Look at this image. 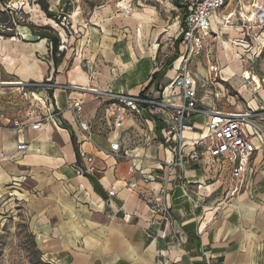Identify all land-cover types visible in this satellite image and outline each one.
<instances>
[{"label":"crops","instance_id":"0c3cea01","mask_svg":"<svg viewBox=\"0 0 264 264\" xmlns=\"http://www.w3.org/2000/svg\"><path fill=\"white\" fill-rule=\"evenodd\" d=\"M39 1L30 13L34 24L26 26L30 39L21 33L24 46L17 49L15 39L0 48V75L16 82L0 87V215L22 210L48 264H264V149L253 154L246 186L234 195L230 169L193 142L207 130V116L204 123L195 121L204 115L194 117L185 134V152L198 151L199 162L169 168L177 151L165 119L124 109L115 127V108L104 95H175L169 86L185 51L183 0H73L66 9L71 27L60 26L64 34ZM41 1L54 14L66 4ZM218 24H211L210 45ZM42 28L63 49L53 52ZM161 29L174 32L169 37ZM197 62L189 70L204 108H264L262 83L254 95L240 90L233 73L211 82ZM45 80L53 87L25 86ZM81 123L90 126L91 140ZM112 143H120L123 157L108 153ZM12 183L19 188L10 198L5 188ZM155 206L167 216L154 213Z\"/></svg>","mask_w":264,"mask_h":264},{"label":"built area","instance_id":"2783aa9c","mask_svg":"<svg viewBox=\"0 0 264 264\" xmlns=\"http://www.w3.org/2000/svg\"><path fill=\"white\" fill-rule=\"evenodd\" d=\"M187 7V13L182 23V44L185 51L181 54L182 65L178 76L170 84V88L176 91L173 97L169 98H153L147 95H126L119 93H104L108 100L112 102L115 108L114 126H119L123 119V110L132 111L138 116L149 113L155 117L165 119V130L174 138L177 157L174 162L168 163L169 168H184L186 161L190 163L199 162V152L186 153L185 147L188 139L185 134L190 129V122L194 117L207 116L209 125L207 130L193 142L201 151L209 153L215 159H218L223 166L230 169L231 180L233 186V194H239L246 186L249 167L253 154L264 149V127L259 121L264 117V108L258 110H249L245 112L226 113L218 110H210L204 108L199 101L195 81L190 75V64L194 58L206 54L211 56V45L207 39L211 35V24L208 18L218 11L225 8L229 0H183ZM131 9H127L126 13H130ZM67 14L63 13V19H67ZM234 14H227L224 23H230ZM253 18L259 25H264V7H255ZM210 71H215L213 65ZM211 82L216 81L211 77ZM1 86L5 84H0ZM26 87H47L52 88L53 85L48 81L42 83L28 82ZM221 93L217 92L216 97H220ZM180 101L176 102L174 99ZM0 117V126H1ZM17 128H21L20 123H15ZM41 122L34 123L32 128L38 130ZM81 130L91 140L88 131L90 126L88 123L80 124ZM27 148L25 143L18 146L20 151ZM120 143H112L108 153L116 156L121 155ZM186 160V161H185ZM94 169H89L93 171ZM148 179V178H147ZM130 187L135 188V183H130ZM19 185L12 183L5 188V194L10 198L14 197ZM110 196L115 195L114 191L109 192ZM153 212L165 218L167 210L165 207L155 206Z\"/></svg>","mask_w":264,"mask_h":264},{"label":"rangeland","instance_id":"374dc122","mask_svg":"<svg viewBox=\"0 0 264 264\" xmlns=\"http://www.w3.org/2000/svg\"><path fill=\"white\" fill-rule=\"evenodd\" d=\"M72 1L64 0L66 4L63 5L61 10L55 13V21L60 25L54 22L53 25L59 30L63 27L68 31L67 27H71L70 16H67V19L64 20L63 13L68 15L66 9L70 7ZM95 1L100 2V0ZM125 6L127 8V4ZM259 6L264 7V0H234V4L226 8L222 13L224 14L223 16L218 11L208 18L210 24L213 26H215V23H219L218 28L216 27V30L214 28V38L210 40V43L212 42L210 46L212 54L208 57L203 53V55L198 56L201 58L199 59L200 61L197 62L195 60L194 63H191L195 65L196 62L198 64L202 62L201 65L207 71V77L210 81H212L211 77L214 79L215 76L219 80L221 77L220 73L223 71L224 73L232 74L233 72H228L227 69L231 67L236 72L233 73L236 78L240 77L242 72L249 71L258 76L264 86V25H259L253 18L255 7ZM33 8V0H0V44L4 41H13L15 39L22 41L23 37L30 39L29 30H27L28 28L26 26L29 27L33 23L30 19L31 9ZM120 8L124 11L126 9L121 5ZM230 13L234 14L233 20L230 23H224L225 17ZM175 20L176 16L172 15L168 21L170 24H173ZM221 22L230 25L233 29L230 28L232 30L222 31ZM62 34H64L63 31ZM8 35L13 36L7 37ZM16 48L18 49V47ZM60 49H63V45L59 47ZM171 57H173V53L169 54L167 59ZM193 65L190 64V69L195 72L197 65L195 67ZM211 65L215 67V71H210ZM9 78L6 74H1L0 84L16 83L15 81L10 82L9 80L15 79ZM160 79V76H158L156 81ZM241 82V88L243 90H249L248 92L255 95L257 89L250 83L251 81L245 80ZM3 86L0 85V87ZM231 91L230 93L234 94ZM206 118V116H202L195 121L204 123ZM0 264H48L43 260L41 253L37 250L34 236L29 229L27 217L20 209L17 214L11 215L10 213H5L0 215Z\"/></svg>","mask_w":264,"mask_h":264},{"label":"bare ground","instance_id":"6f19581e","mask_svg":"<svg viewBox=\"0 0 264 264\" xmlns=\"http://www.w3.org/2000/svg\"><path fill=\"white\" fill-rule=\"evenodd\" d=\"M232 1V0H231ZM231 1H230V3H231ZM230 3L228 4V6L230 5ZM126 4L125 3H123V4H121V6H123L124 8H126V6H125ZM227 6V7H228ZM126 10H127V8L125 9V12H126ZM136 14L134 13V16H135ZM222 23V22H221ZM174 27V26H173ZM222 27H225V28H232L230 25H227V24H223L222 23ZM165 32H167V30H160L159 31V33H165ZM172 32H174L173 30L171 31H169V32H167L168 34V36L170 37L171 36V34H172ZM141 35V34H140ZM164 35V34H163ZM143 36V35H142ZM173 36V35H172ZM156 39V38H155ZM138 41H140L141 42V40L139 39ZM6 42H10V41H6ZM139 42V43H140ZM16 43H17V47H21V46H24V44L22 43V42H20V41H16ZM156 44V43H155ZM0 45H2V44H0ZM7 46H8V44H6ZM10 45V44H9ZM5 46V45H4ZM156 46V45H155ZM10 47V46H9ZM25 47H29V45L28 44H25ZM142 48H143V46H142ZM8 49V48H7ZM6 50V49H5ZM12 50V49H11ZM143 50V49H142ZM145 50V49H144ZM149 50V49H148ZM148 52V51H147ZM31 53V52H30ZM22 54H23V56L24 57H26L27 56V50L26 51H23L22 52ZM147 55V54H146ZM10 56V55H9ZM12 59V58H11ZM12 62V61H11ZM7 63V62H6ZM38 61L37 60H35L34 61V68H36V67H39V65H38ZM8 64V63H7ZM12 65V64H11ZM26 68H28L27 66H26ZM33 69V68H32ZM228 69V72H233L234 73V71H233V69L231 68V67H229V68H227ZM225 70V69H224ZM226 72V71H225ZM236 73V72H235ZM240 82L241 81H251L250 83H252L253 85H254V87H256V89L257 90H259V91H261V81H260V79H259V77L258 76H256L255 74H252V73H250L249 71H245V72H242L241 73V75H240ZM237 80V79H236ZM239 80V79H238ZM242 83V82H241ZM6 84V83H5ZM237 84V83H236ZM239 84V83H238ZM234 85H235V83H234ZM246 86V85H245ZM237 87H238V85H237ZM248 88V87H247ZM242 89L243 88H241L240 90L242 91ZM245 91V90H244ZM249 91V90H248ZM249 93H251V92H249ZM250 95V94H249Z\"/></svg>","mask_w":264,"mask_h":264},{"label":"trees","instance_id":"16d2710c","mask_svg":"<svg viewBox=\"0 0 264 264\" xmlns=\"http://www.w3.org/2000/svg\"><path fill=\"white\" fill-rule=\"evenodd\" d=\"M39 3H41L43 10L46 12L49 18L55 17V14L49 11V7L47 4L42 3L41 0L39 1ZM48 30L49 28H42L41 36H44L45 38H48L50 40L52 47H53L52 51L56 52L60 44V38L58 36L53 35L52 32H49ZM12 36L13 35H8L7 37H12ZM178 44H179V41L177 42V46Z\"/></svg>","mask_w":264,"mask_h":264}]
</instances>
